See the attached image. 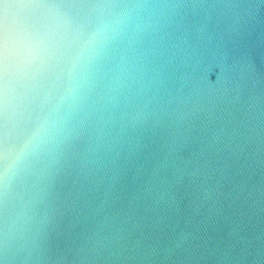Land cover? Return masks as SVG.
I'll use <instances>...</instances> for the list:
<instances>
[{"label":"water","instance_id":"water-1","mask_svg":"<svg viewBox=\"0 0 264 264\" xmlns=\"http://www.w3.org/2000/svg\"><path fill=\"white\" fill-rule=\"evenodd\" d=\"M0 264H264V0H8Z\"/></svg>","mask_w":264,"mask_h":264},{"label":"snow or ice","instance_id":"snow-or-ice-1","mask_svg":"<svg viewBox=\"0 0 264 264\" xmlns=\"http://www.w3.org/2000/svg\"><path fill=\"white\" fill-rule=\"evenodd\" d=\"M8 3V0H0V84H2L5 74L7 72L8 60L12 55V51L9 48L8 40L6 36L7 32V17L4 15L3 8L4 5ZM3 95V88L0 86V97ZM0 156V160H2ZM2 177V173H0Z\"/></svg>","mask_w":264,"mask_h":264}]
</instances>
